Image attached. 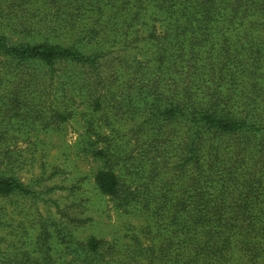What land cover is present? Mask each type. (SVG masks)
Listing matches in <instances>:
<instances>
[{
	"label": "trees",
	"instance_id": "obj_1",
	"mask_svg": "<svg viewBox=\"0 0 264 264\" xmlns=\"http://www.w3.org/2000/svg\"><path fill=\"white\" fill-rule=\"evenodd\" d=\"M0 1L5 4L0 17L13 31L41 32L43 23L30 22L24 14L27 5L41 1L48 13L70 17L71 23L55 25L73 31L74 39L67 45L29 37L13 43L0 34V152L17 138L15 118L45 130L74 117L73 97L92 113L101 111V99L113 97L114 76L105 75L102 61L120 58L136 38L154 40L161 48L151 73L138 77L128 65L119 81L124 95H143L144 109L128 104L127 114H146L134 120L136 131L128 141L106 147L107 154L96 153L139 162L138 174L146 180L142 185L152 188L143 200L158 198L153 205L144 203L155 211L164 242H151L141 259H127V264H264V174L255 169L264 137V0ZM88 44L97 45L91 54L83 51ZM65 65L88 72L85 83L59 95L31 87L26 71L32 67L52 74ZM51 97H57L56 105ZM124 154L128 157L122 159ZM10 161L0 157V165ZM95 185L107 196L119 192L110 170L98 172ZM15 193L32 196L27 186L0 171V197ZM4 242L0 237V264L114 260L106 259V243L94 238L80 251L75 245L69 260L46 253L28 257L16 243L1 248Z\"/></svg>",
	"mask_w": 264,
	"mask_h": 264
},
{
	"label": "rangeland",
	"instance_id": "obj_2",
	"mask_svg": "<svg viewBox=\"0 0 264 264\" xmlns=\"http://www.w3.org/2000/svg\"><path fill=\"white\" fill-rule=\"evenodd\" d=\"M1 7H5L3 1H0ZM26 8L24 14L30 18L28 21L43 23L41 32L21 34L4 26L0 17V34L13 43L22 42L25 37H29L28 41L49 39L62 45L74 40L73 31L55 25L57 22L71 23L69 16L48 13L41 1ZM27 10L33 11L35 17L31 18L33 14ZM48 23L52 26L47 29L44 25ZM135 37L130 35V39ZM136 39L117 55L120 58L112 56L102 61L105 75L114 76L113 97L101 99V111L92 113L73 97L76 103L71 105L76 113L74 117L45 130L21 124L31 122L15 118L17 124L12 132L17 138L6 142L0 152L1 158H11V164L0 165V171L27 186L32 196L15 193L0 197V237L5 241L1 248L16 243L28 257L41 258L42 253H46L53 259L69 260L75 245L80 251L82 245L94 238L106 243V259H114L112 264H127V259H141V253L146 252L151 242H164L166 235L157 223L155 211L145 206V203L153 205L158 198L143 200L146 195H152L147 192H152V188L142 185L146 180L138 174L139 162L116 160L117 153L104 159L96 155L101 150L110 151L106 147L114 148L120 140L128 141L136 131L134 120L140 121L146 114L144 110L137 112L138 115L127 114L128 104L144 109L143 95L138 96L136 92L129 94L130 97L124 95L119 86L120 74H124L129 65L132 67L129 73L135 71L136 76L147 77L153 70L152 64L161 44ZM96 49L97 45L88 44L83 51L91 54ZM26 75L32 77L28 80L34 90L43 87L56 95L63 89L72 90L76 87L73 84L85 83L89 76L88 72L73 65L58 67L52 74L45 67L35 66L30 72L26 71ZM76 92H69V95H76ZM54 98L49 99L53 102ZM104 119L108 120L105 122ZM261 138L262 157L255 165L258 174H264V137ZM124 149L119 148L118 154L122 155ZM121 157L124 159L128 155ZM102 170H110L117 177L119 192L116 197L104 195L96 187L95 177ZM145 176L149 177L147 173Z\"/></svg>",
	"mask_w": 264,
	"mask_h": 264
}]
</instances>
